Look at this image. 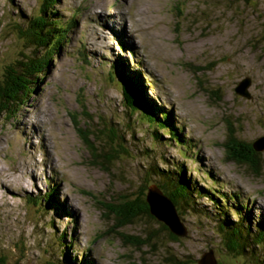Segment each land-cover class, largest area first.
Wrapping results in <instances>:
<instances>
[{
    "label": "rangeland",
    "instance_id": "rangeland-1",
    "mask_svg": "<svg viewBox=\"0 0 264 264\" xmlns=\"http://www.w3.org/2000/svg\"><path fill=\"white\" fill-rule=\"evenodd\" d=\"M42 2L0 0V84L24 51L15 22L37 15ZM54 11L61 21H73L72 27L24 106L0 116V264H170L164 247L191 264L208 248L219 264L264 262V246L245 254L223 248L219 216L203 194L195 209L179 214L188 229L181 242L160 231L137 249L124 243L112 215L104 214L105 203L147 183L148 189L154 165L172 169L184 163L193 182L213 188L222 213L245 219L237 222L244 223L241 230L226 231L250 245L254 234L243 212L249 210L251 226L264 224V150L255 173L249 164L230 160L223 143L229 142L228 127L241 143L264 135V0H59ZM114 60L141 78L144 92L171 114L179 132L155 136L150 127L156 123L147 126L142 115L123 108L119 81L109 68ZM246 76L248 98L234 90ZM81 105L109 126L118 125L128 153L107 164L109 173L80 141L71 115ZM89 125L94 128L95 121ZM48 192L62 210L47 206L42 212L29 200ZM144 222L120 230L137 235L156 226ZM62 233L72 238L68 260L63 245L69 240Z\"/></svg>",
    "mask_w": 264,
    "mask_h": 264
},
{
    "label": "trees",
    "instance_id": "trees-1",
    "mask_svg": "<svg viewBox=\"0 0 264 264\" xmlns=\"http://www.w3.org/2000/svg\"><path fill=\"white\" fill-rule=\"evenodd\" d=\"M58 2L59 0H43L37 15L30 17L28 21L23 20L21 23L15 22L14 27L17 29V37L23 42L24 51L19 53V56L14 62L15 64H13V66H7L5 70L3 82L0 84V116L1 114H10V116H13L18 109L24 106L27 99L31 97L35 91L37 81H40L46 72L48 62L55 57L60 45L66 38L68 30L72 27L73 21L69 20L65 23L61 21L60 17L56 16L54 8ZM24 16L25 15L22 14V16L18 17V20ZM119 44L121 48H125V45L122 42ZM109 68L115 72L117 80L119 81L122 106L124 109H128L131 115L132 112L142 115L145 120L143 123H147V126L156 123V126H151L152 128L150 127L151 132L154 129L156 130L153 131L154 135L161 130H166L168 132L172 130L175 132L178 131L179 126L177 127L175 123L171 121V114L158 104L156 105L155 102L153 103V100H151V98L144 92L141 78L131 76L129 72H127L126 63L121 60H114L110 63ZM83 106L84 105L80 106L79 113L71 115L72 121L79 131L80 141L84 148L91 153L95 159V163L103 166L107 173H109L110 169L107 167V164L118 158L119 153H128L124 144L119 140V130L116 127L118 125L111 124L109 126L108 121L105 122L100 117L95 118L94 115H91L84 110ZM80 116L85 121L84 127L79 126L81 120ZM94 121L95 127L93 128L89 124ZM235 133L236 132L232 130V127H228L227 142H229L227 144L226 142L223 143L229 149L228 158L238 163H247L253 168L255 173H258L261 167L259 153L253 149L252 143L238 142L235 139ZM165 134L171 139L170 142L173 141L171 136L167 133ZM158 138L160 139V136ZM163 144L165 146L168 145L167 143ZM233 145L238 146V149H234L232 147ZM149 150H154V146L149 148ZM148 156L153 159L151 154H148ZM183 164L184 163H178V166L171 164L170 167L172 169H168L167 166L161 167L158 164L154 165V167H151L152 171L148 175L149 178L152 179L150 185L156 184L157 187L168 196L176 207L178 215H185L186 211H189V209H195L196 207L194 206L198 205L197 203L195 204L194 201H196L197 197L203 194L210 204L215 207L216 214L219 216L220 224L218 229L220 232L224 233L222 246L232 254H245L250 249L251 252L254 253V249L263 247V222H256L255 225L251 226V222L253 221L250 220L249 210L244 207V209H246L244 211L240 206L241 211H244L243 215L246 214L244 217L248 220L247 226L249 225L251 227V232L253 231L254 236L249 242L250 245H247V243L243 241L242 236L236 238L232 236V234L229 235L226 230L230 227L241 230L244 228V223L239 226L237 225V222L240 219L234 220L233 216L227 213V210L222 213L218 207H221L223 203H221L222 201L220 199L216 198L217 196L212 190L213 188H204L193 182L189 172L186 174ZM170 174L171 176H169ZM148 184L149 183L140 188L135 187L133 192L129 193L127 196H123L122 199L114 204L104 202L106 204L103 203L106 211L104 214L112 215L114 224L113 228L115 232L123 238L124 243L131 244L137 249L150 244L154 239H157L160 231H162L161 234L169 239V241L181 242L182 238L171 234L163 223L158 222L149 213L148 205L145 201V193ZM54 190L55 189L52 191ZM214 199H217L221 205L216 203ZM29 200L33 201L36 208H40V211L42 212L47 209V206H56V208H53L62 210L61 204L56 202L57 200L52 192H48V194L40 197L37 201L34 198H29ZM38 205L40 207H37ZM178 205H183L180 212L177 208ZM184 207L186 208L183 211ZM204 214L209 217L206 213H203V215ZM139 220H145L143 223L144 226H147L149 222L154 221L156 226L150 230L146 229L137 235H124L121 232V228L131 226ZM244 220L245 219L242 218L243 222ZM253 227H257V230L254 231L252 229ZM223 228L225 231H223ZM61 236L64 237L62 239L69 240L63 245V247L67 248L66 251H64V257L68 260L69 253H67V251L70 248L72 238L66 235V233H62ZM164 254L166 260H168L167 263L191 264V260L187 259V257L186 259H181L172 256L173 254H171L166 247H164ZM255 255L256 257L259 256L258 254ZM197 258L195 259V264ZM255 260L258 264H264V262H261L263 261L262 259L255 258ZM59 264L75 263L72 260H68L67 262L61 261ZM217 264H219L218 259Z\"/></svg>",
    "mask_w": 264,
    "mask_h": 264
},
{
    "label": "water",
    "instance_id": "water-1",
    "mask_svg": "<svg viewBox=\"0 0 264 264\" xmlns=\"http://www.w3.org/2000/svg\"><path fill=\"white\" fill-rule=\"evenodd\" d=\"M237 83L238 84L234 87L235 92L248 98L250 95L247 88L251 84L250 78L246 76ZM252 147L257 152L263 151L264 135L255 139L252 142ZM145 201L148 205L149 213L158 222L163 223L171 234L179 238L187 236L188 229L178 215L176 207L156 184H152L148 187L145 193ZM196 264H217V258L213 249L209 248L204 250L197 258Z\"/></svg>",
    "mask_w": 264,
    "mask_h": 264
},
{
    "label": "bare ground",
    "instance_id": "bare-ground-1",
    "mask_svg": "<svg viewBox=\"0 0 264 264\" xmlns=\"http://www.w3.org/2000/svg\"><path fill=\"white\" fill-rule=\"evenodd\" d=\"M112 17V16H111ZM135 70V69H134Z\"/></svg>",
    "mask_w": 264,
    "mask_h": 264
}]
</instances>
